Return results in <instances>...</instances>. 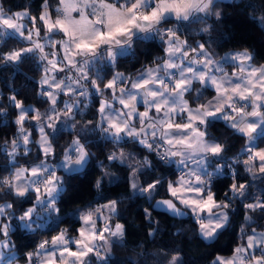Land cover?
I'll list each match as a JSON object with an SVG mask.
<instances>
[{"label":"snow or ice","instance_id":"6c2138e0","mask_svg":"<svg viewBox=\"0 0 264 264\" xmlns=\"http://www.w3.org/2000/svg\"><path fill=\"white\" fill-rule=\"evenodd\" d=\"M216 2L217 0H123V2L115 0L114 3H106L105 0H59L56 8L59 15L54 21L48 11V0H44L42 5L44 10L41 11L39 17L32 16L27 9L6 14L0 6V40L19 35L32 42V47L0 54V58L5 62H20L25 58V53H38L41 61L46 60L49 54L44 53L45 45L39 41H33L32 30L26 29V25L18 22L27 18L32 23L35 34L39 36L40 29L35 28L39 20L46 26L47 43L53 46L61 45L63 48V59L60 63L65 61L66 63L59 71L75 69L79 74V78L66 76L67 83L63 80L55 83V87L61 92H65L66 89L65 94L73 96L88 95L87 89L80 90L83 88L80 80L88 79L87 69L94 68L97 63L105 62L115 66L119 57L135 54L133 44L137 41H149L159 37L162 42L166 43L165 58H161L162 63L156 64L155 67H145L135 78L125 77L123 73L117 72L107 83H104L103 87L112 90V99L122 105V109L117 110L111 103L102 100L98 110L102 121L100 131L113 142L130 137L149 151H156L162 161L174 162L182 166V171L183 168L188 169L176 181H168L167 192L172 199L158 200L155 207L162 208L173 216H184L187 212L177 207V202L183 205L185 209L191 211L199 224V235L206 241L214 240L220 230L227 226L229 216L222 209H227L229 204L227 202L218 203L210 186L212 178L221 174L224 167L214 164L216 159L223 158L221 155L224 151L223 146L215 141L206 140L208 133L202 131L200 126L206 127L212 120L223 119L228 127L247 136L249 142L255 141L257 136L264 137V112L260 111L264 108V64L259 67L253 66L251 64L253 56L246 49L227 53L216 59L205 44L198 43L195 48H191L187 40H181L178 35L179 24L190 22L200 13L206 16L212 15V8ZM73 12L79 14V19L72 17ZM215 15L217 18L220 17L219 12ZM90 16L93 18L90 19ZM172 18L175 19L177 26L161 27ZM261 22L264 23V18ZM25 30L28 31L26 37L24 36ZM202 31L208 32L209 29L205 27ZM58 33H63L67 39L53 41L52 36ZM190 53L195 55H190ZM50 55L55 57L57 53L52 52ZM48 63L53 68L57 65L56 60H48ZM225 65L237 70L229 74L225 70ZM49 70L46 68L45 72ZM98 80L103 82L99 70H97L96 78L91 80V84L96 92L102 95L103 91ZM126 80L130 81V87H121L120 95L117 96V83L124 84ZM194 82L200 87L196 88ZM48 83L47 77L42 78L41 84ZM208 90H214L216 95L207 103L197 104L193 108L189 100L185 99L186 94L192 96L194 92L192 100L199 101L204 92ZM40 94L47 95L52 105L57 103L56 95L52 92H41ZM9 99L16 108L20 109V115L16 119L17 124L22 125L30 110L36 111L24 108L22 102L15 96ZM138 105L142 106L144 111H139ZM73 107L78 108L79 101L74 105L65 104L63 112L65 121L73 118ZM247 107H251L252 111L246 112ZM51 111L56 113L55 107ZM153 111L155 115H150ZM231 113L236 115L233 116ZM176 117L182 121L186 119V122H176ZM247 117L254 119L248 120ZM45 118L52 119L49 116ZM32 119L40 121L41 114L37 111ZM56 119H60L58 113ZM136 121L140 125L138 129L135 127ZM104 123L107 127L103 126ZM47 127L52 128L53 133L58 131L52 123H49ZM70 127L74 128L75 125H70ZM44 129L45 126L40 124L41 139L37 143L41 145L43 154L47 157L53 154L54 149ZM21 131H23L22 128ZM149 137H151V142H149ZM23 142L25 146L28 145V136H24ZM164 144L168 147L161 153L158 149ZM12 145L13 152H15L19 145L15 140L12 141ZM4 150L7 151L6 146ZM28 151L29 149L25 148V152ZM63 152V160L60 161L58 167L67 173L78 172L87 163L89 153L79 138L74 139ZM252 156L259 158L261 161L259 171L264 174V150L255 152ZM117 158L115 154L108 157L109 160ZM119 158L123 162V154ZM173 158L179 159L173 160ZM245 163L249 162L245 161ZM189 165L194 167H189ZM144 166H151L147 158L144 160ZM56 167L42 161L31 169V174L36 179L31 180L23 188H17L16 195L20 197L33 189L36 193L34 206L28 208L19 217L22 227L29 231L35 230L34 223L37 229L44 226L32 219L37 205L41 212L49 216L52 213H59L57 202L64 188L62 179L55 175ZM209 168H214V171H209ZM23 171L25 170H17V179ZM133 174L135 175V170ZM3 183L9 184V181L5 180ZM161 184V180H156L149 183L146 188H141L134 182L131 187L134 195H147L151 200L153 193ZM41 186L43 195H41ZM96 187H100L99 180L96 182ZM245 187L244 184L237 186L233 183L231 185L233 198L244 197ZM225 195L227 198V194ZM117 204V200H110L95 210L80 214L79 219L83 221V226L78 229L79 238L67 236V229H62L58 235L52 237L53 248L47 252L46 259L41 258L40 264H56L57 250L60 255V264H90L91 256L95 257L98 264H108L112 245L122 246L124 243V226L117 223L114 230L108 224H105L103 228H98L97 220L110 219L117 213ZM5 207L10 208L11 205L0 206V215H3ZM245 207L259 208L264 211V203L248 204ZM104 209H107L108 217L103 216ZM214 209H221V211H214ZM145 213L150 218L147 210ZM8 229L9 225L5 224L0 231L7 235ZM154 232L155 229L149 234ZM97 240L102 243L98 244ZM48 243L44 241L38 248L46 250ZM70 243L76 246V251L68 247ZM254 246H259L261 254L252 255L248 264H264V233L259 234V238L249 236L247 247H237L230 259L218 256L213 264H237V262L246 264L245 257L241 253H247ZM8 247L6 242L0 241V249ZM27 255L32 257L33 253ZM35 255L39 257V251ZM14 259V256H6L3 251H0V264H12ZM169 264H180L179 255L173 256Z\"/></svg>","mask_w":264,"mask_h":264},{"label":"trees","instance_id":"16d2710c","mask_svg":"<svg viewBox=\"0 0 264 264\" xmlns=\"http://www.w3.org/2000/svg\"><path fill=\"white\" fill-rule=\"evenodd\" d=\"M36 1L0 0V6L5 13L27 9L32 16L39 17L42 7L36 6ZM234 3L241 15L224 11V4L217 0L212 8V15H197L190 22L179 24L178 34L187 40L188 45L205 44L216 59L233 48L250 49V39L257 37L258 31L264 36V23L261 22L264 18V0H234ZM216 12L220 13L219 18L216 17ZM172 22L175 20L169 19L161 27ZM38 24L41 25L39 20ZM205 27L209 29L208 32L202 31ZM24 44L25 42L17 36L5 37L0 40V54L16 51ZM165 45L159 37L149 41H137L133 44L135 54L119 57L115 66L100 62L94 68L88 69L89 78L84 80V84L90 96V103L86 107L82 106L83 109L79 108L75 116L81 125L75 129L60 128L55 133L51 132L49 139L54 152L47 157L37 143L38 131L30 118H26L22 125L17 124V109L14 105L8 108L6 117L2 118L0 114V205H11L10 208L5 207L3 215H0V229L2 224L9 225L7 235L0 231V237H6L8 251L16 254L19 259L27 261L28 253L35 251L42 242L50 240L62 229H67L70 235H77L81 224L80 214L94 210L110 200L118 201L117 213L112 215L107 223L111 227L117 223L122 224L125 234L122 246L112 245L108 264H169L176 255H179L180 264H213L217 256H229L234 254L237 247H246L247 237L251 233L264 230V211L245 207L248 204L264 203V174H253L251 168L240 159L245 140L235 137L232 134L233 129L225 122L212 120L205 127L208 133L206 137L223 146V158L218 159L224 163L222 173L233 177L237 186L244 184L245 196L233 198L231 185L214 192L219 203L229 204L225 209L229 220L227 226L211 241H206L199 235V224L187 209L181 207L187 214L175 217L153 208L154 200L171 198L166 184L168 180L178 176L172 164L158 160L153 151L136 141L125 139L113 142L100 136L95 129L98 101L111 94L110 89L103 87L104 83L117 72L133 78L145 67L162 63L161 58H165ZM24 57L20 62H5L0 58V89L3 92L1 99H5L7 94H13L23 104H33L38 109H45L50 103L48 98L43 95H31L27 90L42 78L45 73L44 65L36 54L27 53ZM97 70L103 77L102 83L97 81L103 91L102 95L96 92L91 84V80L96 78ZM212 94L213 90L205 91L202 99L192 102L201 103ZM26 127L31 128V135L28 145L25 146L20 140L23 136L21 128ZM77 138L89 153L87 163L78 172L67 173L58 170L62 175L64 188L57 202L59 213L52 216L43 228L26 230L21 227L19 217L35 203L36 193L30 190L23 197L15 194L12 181L15 167L29 166L42 159L56 163L62 159L63 150ZM13 140L19 145L15 152ZM5 146L7 151L4 150ZM263 146L264 137L257 136L253 148ZM25 148L29 149L27 153ZM118 150L127 151L125 160L128 162L108 159ZM145 158L150 161V167L144 166ZM98 170H103L99 179L95 176ZM134 170L136 184L141 188H146L156 180L162 181L151 200L147 195L133 194L131 185ZM5 180L9 181V184H4ZM98 180L99 188L96 187ZM145 210L150 213V218ZM153 229L155 232L150 235ZM253 254L261 253L254 250ZM251 256L248 251L246 257L251 259ZM90 264H97L96 259L91 258Z\"/></svg>","mask_w":264,"mask_h":264},{"label":"rangeland","instance_id":"374dc122","mask_svg":"<svg viewBox=\"0 0 264 264\" xmlns=\"http://www.w3.org/2000/svg\"><path fill=\"white\" fill-rule=\"evenodd\" d=\"M105 2L106 3H109L107 1H105ZM43 3H44V0H37L35 2V5L42 7ZM58 4H59V0H48V11L50 12L51 19L53 21L59 15L57 13V11H56V8H57ZM43 10L44 9L42 8V11ZM21 11H24V10H20V11H17V12H21ZM6 14H11V13H6ZM72 17L74 19H79V14L77 12H73L72 13ZM61 18H63V17H61ZM89 18L91 19L93 17L90 16ZM18 22L26 25V29H31L32 30L33 41H39L40 43L44 44L45 45V47H44V53L45 54H49L47 56V59L42 61L43 65H44V69H46V68L47 69H50L48 72H45L44 75L42 76V78L47 77L48 80H49V83L48 84H41V80H42V78H41L37 82V84H35L34 86L28 87L27 90H28L29 94L34 95V96H40L41 95L40 94L41 92H45V93L52 92L53 94L56 95V100H57V103L55 105H52L51 99H49V97L47 95H43L44 97L48 98V100L50 102L49 105H48V107L45 108V109H38L33 104H23L22 103V106L24 108L36 110V111H31L30 110L32 113H29L30 112L29 111L28 114H27V118H30V120L34 123V126H35L36 130L38 131V139H37V142H38L41 139V133L39 131V125L40 124H43L45 126V129L44 130H45V133L48 135V139H49L50 133L53 132V129L52 128L47 127V125L49 123L54 124L57 127V129H60V128L74 129V128H76L78 122H80L79 119H76V117H75L76 116V112L78 111L79 108L83 109V107H86L90 103V96H89V93H88V95H86V96H81L80 95V96L75 97L76 95L73 96L71 94H65L66 89H65V92H61L59 89H57L55 87V83H59L62 80L65 81V83H67L68 81L65 80V77L66 76H73L74 78H79V74L76 73L75 69H72V71H68L67 69H65V71H63V72L59 71L60 68H64V63H66V61L64 63H60V61L63 59V48H62L61 45H55V46H53V45L47 43V36L45 35V33H46V26H44L42 22H41V25H39L38 24V20H37V23L35 25V28H39L40 29L39 36H37L35 34L34 27H33L32 23H30V21L27 18H24L23 20H20ZM27 35H28V31L25 30L24 36L26 37ZM16 36L19 37V38H21L23 40V42H25V44L21 48H19L18 50H16V51H19L22 48L32 47V42L24 39V37H21L19 35H16ZM63 39H67L64 36L63 33H58V34L52 36V40L53 41L63 40ZM52 52H56L57 53V56L53 57L52 55H50V53H52ZM25 54H27V53H25ZM36 55L39 56L38 53ZM48 60H56L57 61L56 67L53 68V66L48 63ZM87 71H88V69H87ZM84 80L85 79H81L80 80V84L83 85V88L80 89L81 91H83L84 89H86L85 84H84ZM39 82H40V84H38ZM125 83H126L125 85L122 84L121 86H119V84H120L119 82L117 83V85H116V95L117 96L120 95L119 89L121 87H130V81H126ZM110 92H111V94H110L109 97H107V98L103 97V98H100L99 99L98 104L96 106V110L97 111L100 108V103H101L102 100L108 101L117 110L122 109V105H120L117 101H114L112 99V90H110ZM2 93H3L2 92V89H0V110H2V111H0V114L2 115V118H4L7 115L8 108L10 106L14 105L13 102L9 99V97L14 96V95L13 94H7L5 99H1V96H2L1 94ZM62 94H63V96L61 97ZM65 95L70 96V98L68 96H65ZM77 101H79V107L78 108L77 107H73V109H72L73 118L70 119V120L65 121L64 120V116H63V112L65 110V104L68 103V104H73L74 105ZM53 107H55L56 113H53L51 111V109ZM16 109H17V117H18L20 115V109L19 108H16ZM138 110L139 111H144V108H140V105H138ZM37 111L41 114L40 121H37V120H33L32 119V117L36 115V112ZM57 113L60 115V119H56V114ZM98 113H99V111H98ZM46 116L52 117V119L51 120H48V119L45 118ZM17 117H16V119H17ZM101 123H102V121H101ZM101 123H100V125H101ZM73 124L75 125V127L74 128L70 127V125H73ZM103 126L104 127H107V124L104 123ZM135 127H137V129L140 127L138 121L135 122ZM22 133H23V136H22V140H20V141H21V144H24V142H23L24 136H28V138L30 139L31 128L30 127H26L25 129H23ZM128 138H130V137H128ZM49 141H50V139H49ZM253 144H254V142H253ZM38 145H39L40 149L42 150L41 145L40 144H38ZM246 145L247 146H250V142L248 141L246 143ZM51 146H52V144H51ZM52 148H53V146H52ZM42 153H43V150H42ZM62 160H63V157L58 162L54 163L52 161H47L45 159H42V160H40L38 162H35V163H33V164L29 165V166H17V167H15L14 174H13V179H12V181H13V188L15 189V192L17 191V188H20V187L22 188V187H24V185L29 184L31 182V180L36 179L35 177L32 176L31 169L34 166L40 164L42 161L45 162V163H47L48 165L57 166L55 168V175L61 178L62 175H61V173L58 170L61 169L64 172H65V170L62 169V168H59L58 165H59L60 161H62ZM18 169H24L25 170V171H23V173H22V175L20 176L19 179L16 178V172H17ZM22 182H25V183H22ZM33 191H34V189H33ZM41 195H43V187L42 186H41ZM3 205H5V204H1L0 206H3ZM105 224H108V223L106 222V223H103V224H100V225L97 224V226H98V228H103ZM4 225L5 224H2V228H3ZM82 226H83V221H81V224L79 225L78 229H80ZM114 229H115V227L113 228V230ZM1 232L3 233V231H1ZM67 236L72 237V238H79V232H78L77 235H70V234L67 233ZM0 241L6 242L8 244L6 237H0ZM97 243L99 244V243H102V242H100L99 240H97ZM68 247H70L72 251H76V246L74 244H71L70 243L68 245ZM246 247H247V245H246ZM52 248H53V246L51 245V240H50L49 243L46 245V250L38 249L37 252L39 251V253H41V252L42 253H47L48 251H51ZM254 250L253 249H250L248 251L252 255H255V254H253ZM246 254L247 253H241V255H246ZM233 255L234 254L229 255V256H221V255H219V257H222L224 259H230V258L233 257ZM256 256H259V254H257ZM45 257L46 256H44V257L42 256V258H45ZM91 258H95V257L94 256H91ZM58 263H60V255H59V251L57 250V252H56V264H58ZM97 264H98V262H97ZM237 264H238V262H237Z\"/></svg>","mask_w":264,"mask_h":264},{"label":"crops","instance_id":"0c3cea01","mask_svg":"<svg viewBox=\"0 0 264 264\" xmlns=\"http://www.w3.org/2000/svg\"><path fill=\"white\" fill-rule=\"evenodd\" d=\"M219 1H221L223 4H224V11H228V12H230L232 15H241V11L238 9V7L236 6V4L234 3V0H219ZM197 15H204L203 13H200V14H197ZM172 19H174V18H172ZM175 20V19H174ZM258 36L257 37H255V38H252V39H250V45H251V48L250 49H246L249 53H251L252 54V56H253V59H252V61H251V64L253 65V66H255V67H259L261 64H264V36H263V34H262V32H260V31H258ZM179 35V34H178ZM180 36V35H179ZM166 39V38H165ZM180 39L181 40H184L183 39V37H181L180 36ZM234 43V42H233ZM235 44V43H234ZM191 48H195L196 46H197V44L196 45H189ZM167 47V45H165V48ZM186 50H188V49H186ZM243 50H245V49H235V48H233V49H231V50H228V51H226V52H224L223 53V55L221 56V57H223L225 54H227V53H234V52H238V51H243ZM190 55H195V54H191L190 53ZM148 67H155V66H148ZM225 70L229 73V74H231V72L232 71H234V70H237V69H234L233 67H231V66H229V65H225ZM162 74V73H161ZM137 76V75H136ZM135 76V77H136ZM135 77H133V78H135ZM126 82V81H125ZM38 84H40V82L38 83ZM126 83H124V85H125ZM122 84H119V86H121ZM194 86L196 87V88H199L200 87V85L198 84V83H195L194 82ZM195 95V93L193 92L192 93V96H194ZM216 95V93H215V91L213 90V94L210 96V97H208L205 101H203V102H201V103H207V101H209V100H211L214 96ZM63 96V94L61 95V97ZM65 96H68V95H65ZM77 96H80L79 94H77L75 97H77ZM192 96H189L188 94H186L185 95V99H187V100H189V104H190V106L191 107H196V105L197 104H200V103H193L192 102ZM69 98H70V96H68ZM73 98V97H72ZM140 108H143L142 106H140ZM264 110V108H262V109H260V111L261 112H264L263 111ZM246 112L248 111V112H251L252 111V108L251 107H247L246 108V110H245ZM96 114H97V118H96V120H95V123H94V126H95V129L97 130V132L100 134V136H103V137H105V135L103 134V133H101V131H100V123H101V115L98 113V111L96 110ZM151 115H155V112L153 111L152 113H150ZM186 115V114H185ZM231 115H233V116H235L236 114L235 113H231ZM247 119L248 120H252L253 118L252 117H247ZM215 120H221V121H223V122H225L223 119H215ZM176 122H186V119L185 120H180V118L179 117H176ZM226 123V122H225ZM80 125H81V123L80 122H78V124H77V127L76 128H78V127H80ZM88 125V124H87ZM91 125V124H90ZM200 128H201V130L202 131H205V126H200ZM75 129V128H74ZM235 137H237V138H239V139H244L245 140V146H244V148H243V154H241V156H240V159H242L244 162L245 161H248L249 163H247V166L248 167H250L251 168V172L253 173V174H258V173H260V171H259V167H260V163H261V161L259 160V158H253V156H252V154L253 153H255V152H258V151H261V150H264V146L263 147H259V148H253V142H250V146H247L246 145V143L248 142V138H247V136H245V135H243V134H241V133H239V132H236V131H234L233 130V133H232ZM22 135H23V133H22ZM150 139H151V137H149ZM125 139H128V140H132L131 138H128V137H126V138H124V139H122V140H125ZM205 139L206 140H209V141H215V140H213V139H209V138H207V137H205ZM122 140H120V141H122ZM215 142H217V141H215ZM218 143V142H217ZM126 152L127 151H124V150H118L116 153H114L118 158L116 159V160H118L119 162H122L121 161V159L119 158L120 156H121V154H123V157H124V159H123V162L122 163H125V162H128V161H126L125 160V154H126ZM73 159H75V157H73ZM175 159H179V158H173V160H175ZM115 160V159H114ZM129 160V159H128ZM214 164H216V165H224V163H222V162H219L218 161V159H216L215 161H214ZM189 167H194L193 165H189ZM184 169V172H187V168H183ZM209 171H214V168H209ZM103 174V170H98L97 172H96V174H95V176L99 179V177L101 176ZM183 175V174H182ZM181 176V175H180ZM180 176H176V178H174V179H170V180H168V181H176ZM132 181H133V183L135 182L136 183V181H135V175H133V177H132ZM168 181H167V184H168ZM22 183H25V182H22ZM233 183H235V181H234V179H233V177H230V176H225L222 172H221V174H219V175H216V176H214L213 178H212V180H211V191L214 193L217 189H220V188H222V187H224V186H227V185H232ZM167 184H166V189H167ZM27 185V184H26ZM25 186V185H24ZM21 188V187H20ZM23 188V187H22ZM14 189V188H13ZM14 192H15V189H14ZM15 194H16V192H15ZM170 195V194H169ZM172 198V197H171ZM217 201V200H216ZM218 202V201H217ZM219 203V202H218ZM107 204V203H106ZM34 205V204H33ZM32 205V206H33ZM104 205V204H103ZM177 205H179L180 207H183L184 208V206L183 205H181V204H179L178 202H177ZM32 206H29L28 208H31ZM27 208V209H28ZM26 209V210H27ZM96 209V208H95ZM94 209V210H95ZM25 210V211H26ZM188 210V209H187ZM223 211H225V209H222ZM24 211V212H25ZM190 213H191V211L190 210H188ZM214 211H221V209H214ZM23 212V213H24ZM23 213H22V215H23ZM56 213H52L50 216L49 215H47L46 213H43V212H41V209H40V207L37 205L36 206V211H35V213L33 214V217H32V219L36 222V223H40V224H43L44 226L51 220V218H52V216H54ZM192 214V213H191ZM21 215V216H22ZM103 216L104 217H108L109 216V213H108V211H107V209H104L103 210ZM107 222V220H105V219H103V218H101V219H98L97 220V224H103V223H106ZM205 222H207V221H205ZM120 224V223H119ZM20 225H21V227H22V222L20 223ZM116 225V224H115ZM115 225L112 227V228H114L115 227ZM43 226V227H44ZM43 227H41V228H43ZM24 228V227H23ZM33 228L34 229H36V226H35V223L33 224ZM26 230H28V229H26ZM261 233H264V230H261V231H255V232H253V233H251L249 236H256V237H258L259 238V234H261ZM59 234V233H58ZM57 234V235H58ZM248 236V237H249ZM248 237H247V240H246V245H247V243H248ZM50 240H52V238L50 239ZM50 240H48V242L50 241ZM39 248L37 247V249L35 250V251H33V252H31V253H33V256L32 257H29L28 256V260L27 261H25V260H21V259H19L18 258V256L16 255V254H14L13 252H11V251H8V248H2V249H0V251H3L4 253H5V255L6 256H8V255H11V256H14L15 257V259L12 261V264H30L31 262H32V264H40V260H41V258H42V256L44 257V256H46L45 258H47V253H40V256L38 257L37 255H35V253H37V250H38ZM251 249H255V250H258L259 251V253H261L260 252V250H259V246H254L253 248H251ZM250 250V249H249ZM242 256H244L245 257V260H246V264H248V262H250V260L251 259H249V258H247L246 257V255H242ZM58 264H60V263H58Z\"/></svg>","mask_w":264,"mask_h":264},{"label":"built area","instance_id":"2783aa9c","mask_svg":"<svg viewBox=\"0 0 264 264\" xmlns=\"http://www.w3.org/2000/svg\"><path fill=\"white\" fill-rule=\"evenodd\" d=\"M174 26H177V23H176V21L175 22H172V23H169V24H166V25H164V26H162V28H168V27H174ZM178 27H179V29H180V25H178ZM246 110V109H245ZM149 142H151V139L149 138ZM158 143H159V141H157ZM154 147H155V145H154ZM168 146L166 145V144H164L163 145V147H161V148H159L158 150L161 152V153H163L164 152V150L167 148ZM154 153H155V155H156V158L158 159V160H161L158 156H157V154H156V151H153ZM162 161V160H161ZM164 162V161H163ZM166 163V162H165ZM168 164H172L173 166H174V169L176 170V173H177V175L178 176H180V175H182L183 173H184V169H183V171H182V166H179V165H177L176 163H168ZM30 264H32V262L30 263Z\"/></svg>","mask_w":264,"mask_h":264},{"label":"water","instance_id":"95a60500","mask_svg":"<svg viewBox=\"0 0 264 264\" xmlns=\"http://www.w3.org/2000/svg\"><path fill=\"white\" fill-rule=\"evenodd\" d=\"M162 199H171V198H158V199L154 200V202H153V208H154L155 210L159 211V212H163V213H166V214H169V215L173 216L171 213H169V212H167V211H164L162 208H157V207H155V205H156V201H158V200H162ZM177 207L181 208V207L178 206V205H177ZM181 209L184 210L183 208H181ZM184 211H185V210H184ZM185 212H186V211H185ZM184 216H185V215H184ZM175 217H183V216H175Z\"/></svg>","mask_w":264,"mask_h":264}]
</instances>
